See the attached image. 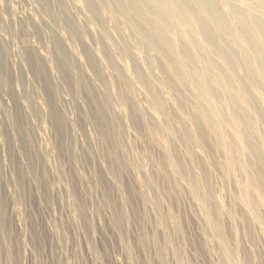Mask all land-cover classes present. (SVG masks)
<instances>
[{"label": "rangeland", "instance_id": "374dc122", "mask_svg": "<svg viewBox=\"0 0 264 264\" xmlns=\"http://www.w3.org/2000/svg\"><path fill=\"white\" fill-rule=\"evenodd\" d=\"M86 1L0 0V264H264V173L242 133L211 130L187 77L110 0Z\"/></svg>", "mask_w": 264, "mask_h": 264}, {"label": "bare ground", "instance_id": "6f19581e", "mask_svg": "<svg viewBox=\"0 0 264 264\" xmlns=\"http://www.w3.org/2000/svg\"><path fill=\"white\" fill-rule=\"evenodd\" d=\"M109 2L113 4V9L118 14L129 20L137 33L135 35H138L142 43L148 45L143 46L146 51L152 50L162 59L170 61L169 68L172 73L174 71L177 83L186 86L189 82L190 89H196V96L189 101L194 111L202 117L203 122L219 136L224 135V127L227 125L242 133L243 142H246L248 150L257 159L261 173H264L262 169L264 151H261L257 144L262 142L261 137H263L259 123H264V108L257 101V96L253 95L254 86L261 85L264 88V0H255L245 6H237L232 0H224L229 15L233 16L235 22L229 21L227 18L229 15L227 16L226 12L219 8V0H110ZM222 38L236 44L235 49L240 47V56L231 44L223 48L225 41ZM122 56H129L128 49ZM215 59L222 62L225 68L217 66ZM239 68L247 78L245 81H240ZM219 92L225 97L231 96L230 100L239 103L237 104L239 109L232 120L226 117L223 110L216 108L215 101ZM154 101L162 107L166 104L162 98ZM253 113L257 118H254ZM214 115L216 119H213ZM243 200L253 209H258L256 200L249 197L248 193H244ZM214 223L220 232L219 222Z\"/></svg>", "mask_w": 264, "mask_h": 264}]
</instances>
